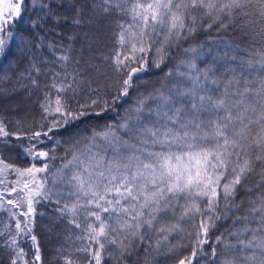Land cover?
<instances>
[{
  "label": "snow or ice",
  "instance_id": "snow-or-ice-1",
  "mask_svg": "<svg viewBox=\"0 0 264 264\" xmlns=\"http://www.w3.org/2000/svg\"><path fill=\"white\" fill-rule=\"evenodd\" d=\"M23 3L24 0H0V57L11 52L10 41L15 39L12 26L21 18ZM53 3L56 7L47 2L42 7L47 9L45 17L57 25L69 19L72 24L80 25L82 14L89 7L104 13L114 10L130 17L131 23L127 27L120 24L118 34L126 54H117L115 63L117 71L126 70L127 75L113 103L120 96H128L129 89L135 86L133 77L145 70V57L153 45H156L153 64L159 68L168 48L193 34L200 21H207L208 28L214 24L227 28L241 22L258 23L264 32V0H91V3L53 0ZM64 7L74 14L69 17L59 13L58 9ZM185 51L197 52L194 48ZM202 54L180 61L177 69L184 67L187 71L166 73L168 77L181 79L162 85L146 96L142 94L136 105L126 110L118 128L127 134V139L112 126L94 133L83 150L73 151L71 159L52 174L51 187H45L49 182L47 176L38 175L49 172L47 163L21 169L0 157V184L7 181L10 172L15 173L16 186L6 191L11 194L19 187L23 193L19 201L7 203L13 208L26 204L27 212L20 213L26 216L33 211V203L39 202L37 197L55 199L61 204L57 211L70 214L69 222L81 229L82 235L77 239L87 241L77 249L90 257L87 264H103L105 257L129 264V258L137 254L141 244H147L143 249L147 254L153 247L158 250L162 240L167 241L178 227L166 221L168 213L175 215L177 211L181 220L200 217L196 244L201 246L208 242V233L217 220L231 217L232 227L226 231L234 242L222 240L224 233L216 238L222 245L220 264H264V80L255 92L259 98L255 101L249 95L247 81L241 90V80L235 76L224 83L220 92L221 81L213 68L201 70L195 63ZM248 64L251 66V61ZM51 87L56 89L54 100L46 93L41 104L42 110L53 117L48 130L31 131L28 135L20 128L10 131L0 121V144L11 146L13 138L27 139L29 143L23 145V153L33 160H47L49 153L38 148L43 143L40 137L51 139L49 132L68 124V117L78 119L89 115L73 113L66 106L59 95L66 91L63 82L53 83ZM57 114L63 119H57ZM257 168L260 181L254 187H246L249 175ZM58 185L66 186L67 192ZM241 187L246 193L255 192V198L247 197V214H240L245 201L236 199ZM65 195L75 199L68 203ZM3 199L0 196V201ZM81 213L83 227L78 220ZM16 229L25 235L31 232V228L26 224L22 227L19 221ZM150 233H155L154 245ZM31 238L35 242L36 237ZM8 247L15 250L11 264L24 259V250L18 247L16 236ZM217 253L213 247L214 260ZM196 255L193 251L192 257ZM40 259L37 247L35 261ZM65 264L75 262L66 258ZM179 264H192L191 258L185 257Z\"/></svg>",
  "mask_w": 264,
  "mask_h": 264
},
{
  "label": "trees",
  "instance_id": "trees-1",
  "mask_svg": "<svg viewBox=\"0 0 264 264\" xmlns=\"http://www.w3.org/2000/svg\"><path fill=\"white\" fill-rule=\"evenodd\" d=\"M44 2L56 7L53 0H35V2L24 0L21 18L16 19L12 26L15 39L10 41L11 52L7 57H0V104L5 102L13 104L17 101L22 103L16 111L7 106L6 108L0 106V121H3L13 132L17 128L28 135L31 131H47L53 117L42 110L41 104L45 100L46 93L49 94L50 99L54 100L56 89L51 85L53 83L59 85L61 82L64 83L66 91L59 95L66 106L73 113H89L78 119L68 117V124L49 132L51 139L43 135L40 137L43 143L38 145V148L47 151L49 159L34 160L32 165L40 166L41 162L48 164L49 172L43 175L49 178L46 188L52 186V174L66 160L71 159L73 151L83 150L94 133H102L108 126H112L118 135L127 139V134L118 128L126 110L134 107L137 98L142 94L146 96L162 85H170L181 79L175 76L168 77L166 73L170 70L187 71L184 67L177 69V65L182 60H188L203 53L195 60V63L201 70L209 66L213 68L216 78L221 81L220 92L224 90V83L235 76L241 80V90L246 80L251 89L249 95L252 100L259 99L255 96V92L259 91L261 81L264 80V66H262L264 64V32H261L258 23L241 22L229 24L227 28H220L214 24L212 28H208L207 21H200L193 34L184 36L168 48L164 62L159 68L153 64L156 58L154 50L156 45H153V50L149 51L145 57L147 60V64L144 65L145 70L137 72L133 77L135 86L129 89L128 96H120L113 103L114 98L119 94L122 80L127 75L126 70L117 71L115 63L117 54L121 56L126 54L119 43L118 34L121 31L120 24L127 27L131 23L130 17L114 10L104 13L89 7L82 14L80 25L72 24L71 19L57 25L45 17L47 9L42 7ZM58 11L69 17L74 14L67 7L59 8ZM255 19L258 20L259 17L255 16ZM225 23H229L227 19ZM34 24L40 26L33 27ZM101 38L107 41L106 44L104 41L102 44ZM190 48L196 49L197 52L185 51ZM225 53L229 55L225 56ZM63 56L68 59H61ZM232 56H236L237 59H231ZM249 61L251 66L248 64ZM33 80L37 83L33 84ZM149 103L152 102L149 101ZM20 112H26L27 117L32 118L29 125H22L23 121L18 115ZM56 118L63 119L59 114ZM17 121L20 124H17ZM27 143H29L27 139L16 141L13 138L11 146L23 147ZM16 144L18 145L15 146ZM11 146L0 144L1 157L16 167H29L30 159L21 155L23 151L21 152L20 148L11 154L9 149ZM259 171L260 169L257 168L256 172L249 175L246 187H254L260 181V176L257 175ZM58 187L67 192L66 186L58 185ZM248 196L255 198V192L246 193L241 187L236 196L237 200L245 201L240 214H247L245 209L248 208ZM74 199V197L69 199L65 195V201L68 203ZM38 201L32 223L26 219H22L21 222L18 218L10 217L8 213L0 210V233H2L0 234V264H11V259L15 256L14 248L8 247L13 236H16L18 247L25 253L24 259L18 261V264H25V261L29 264H65L66 258L73 260L75 264H87L90 257L84 252L77 251L87 241L77 239V236L82 233L81 229L69 222L72 219L71 215L57 211L61 204H57L55 199L39 197ZM221 207L223 208V205ZM179 216V211L175 215L168 213L166 221L178 227L169 235L167 241L162 240L158 250L153 247L150 254H147L143 251L147 244H141L137 254L129 258V264H179V261L185 257H190L192 264H220L219 250L222 245L217 243L216 238L224 233L222 240L234 242L226 231L232 227V218L217 220L215 227L208 233V242L201 246L196 244L200 217H185L181 220ZM78 220L83 227L82 213ZM17 221L21 222L22 227L26 224L28 228H31L30 234L29 232L27 235L18 233ZM42 225L51 236L48 244L51 247L49 254L53 257L52 261L46 258L48 252L42 239ZM33 235L36 237L40 250L39 262L31 260V255L35 251V243L31 238ZM150 239L154 245L155 233H150ZM213 247L218 250L215 260L211 255ZM193 251L197 253L195 257H192ZM103 264H119V262L105 257Z\"/></svg>",
  "mask_w": 264,
  "mask_h": 264
},
{
  "label": "rangeland",
  "instance_id": "rangeland-1",
  "mask_svg": "<svg viewBox=\"0 0 264 264\" xmlns=\"http://www.w3.org/2000/svg\"><path fill=\"white\" fill-rule=\"evenodd\" d=\"M101 39H102L101 41H102V44H103V41L105 42V40H103V38H101ZM106 42H105V44H106ZM6 104L7 103L5 102L4 104L3 103L0 104V106H4L5 108L7 106L8 108H12L14 111H16L19 107H21V104L22 103L17 101V102H15L13 104H11V102L8 103L7 105ZM26 112H20L18 114L19 117H20L19 119L21 121H23L22 125H24V126L25 125H29L31 123V120H32V118L27 117L28 116L27 115L28 113H26ZM17 145L18 144H16L15 146H17ZM19 148H20V151L22 152V147L20 145L17 148L14 147V146H11V148H9L10 151H11L10 153L11 154L12 153H15L17 151V149H19ZM21 155L27 156L23 152L21 153ZM0 157H1V155H0ZM27 157L30 159V164L29 165L32 166V163H33L32 161H34V160L31 157H29V156H27ZM42 160L43 159H40L38 161H42ZM5 162H7V161H5ZM7 163H9V162H7ZM42 163L45 164V162H41L40 166H43L44 165V164L42 165ZM40 166H37V167H40ZM21 169H23V168H21ZM38 175L39 176H43L44 173H39ZM15 179H16V174L10 172L8 174L7 181L5 183H3V184H0V196H3L4 197L3 201H0V205H2V207H0V210H2L3 212H5L6 214L8 213L10 215V217L13 216V218H18L21 222L23 221L22 219H26V220L30 221V223H32L34 213L36 212L35 211V206H36V203L37 202H34L33 203V211L31 213H29L28 215H26V216L25 215H20L21 212H27V205L26 204H21L20 207L13 208L12 205H9L7 203L8 200H16V201H19V197L21 195H23V193H21L19 191V187H17V191L16 192H12L11 194H9V192L6 191V189H10V188L16 186L13 183L15 181ZM38 198L39 197H37L36 200H38ZM8 209H10V211H8ZM44 229H45V227H44V225H42V228H41V230L43 231V236H42L43 238L42 239H43L44 246L46 245V247H45L46 248V251L48 252L47 255H46V258H47L48 261H52L53 260V257L50 256V254H49V251L51 250V247L48 244L50 242L51 236H50V234H48V232L46 231V229L45 230ZM29 234H30V232H29ZM34 243H35V251H34V254H35L36 253V250H37V247H38V244H37V241L36 240H35ZM39 253H40V250H39ZM34 254L32 253V255H31L32 262H34V260H35V255ZM36 262H39V261H36Z\"/></svg>",
  "mask_w": 264,
  "mask_h": 264
}]
</instances>
